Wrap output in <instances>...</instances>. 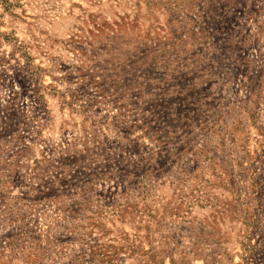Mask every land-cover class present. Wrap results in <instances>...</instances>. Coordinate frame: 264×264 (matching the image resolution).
Here are the masks:
<instances>
[{
	"label": "rangeland",
	"instance_id": "rangeland-1",
	"mask_svg": "<svg viewBox=\"0 0 264 264\" xmlns=\"http://www.w3.org/2000/svg\"><path fill=\"white\" fill-rule=\"evenodd\" d=\"M0 264H264V0H0Z\"/></svg>",
	"mask_w": 264,
	"mask_h": 264
}]
</instances>
